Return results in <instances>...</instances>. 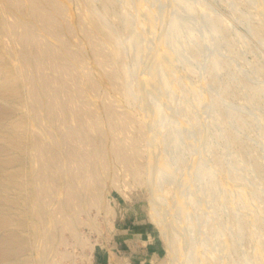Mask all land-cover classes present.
I'll use <instances>...</instances> for the list:
<instances>
[{
    "label": "rangeland",
    "instance_id": "374dc122",
    "mask_svg": "<svg viewBox=\"0 0 264 264\" xmlns=\"http://www.w3.org/2000/svg\"><path fill=\"white\" fill-rule=\"evenodd\" d=\"M48 1L0 11L11 69L48 84L12 115L32 262L264 264V0Z\"/></svg>",
    "mask_w": 264,
    "mask_h": 264
},
{
    "label": "bare ground",
    "instance_id": "6f19581e",
    "mask_svg": "<svg viewBox=\"0 0 264 264\" xmlns=\"http://www.w3.org/2000/svg\"><path fill=\"white\" fill-rule=\"evenodd\" d=\"M19 1L20 0H7V4H4V7L2 9H0V11H2L3 15L6 12L7 13L10 12L11 6L14 5V3L17 4V2H19ZM21 1H22V3L21 2L20 3L22 5H24L26 0H21ZM27 1H29V0H27ZM48 2H50V1H48ZM16 6L17 5H15V7ZM25 9H26V7H24L23 10H25ZM33 9H34V6H33ZM57 11H59V9ZM51 12H52V10H51ZM53 16H55V15H53ZM50 20H45V21L50 22ZM0 23H1V21H0ZM4 26H5V24H4ZM10 26L11 25L8 26L6 24V28L4 29V27H3V30H2L1 25H0V264H34L32 262L33 258L31 259V256H30L31 247L28 243V240L26 241L24 239L25 238L24 234L28 233L25 230V228H27L26 223L27 222L29 223L30 215L37 217L34 219L38 222H41L44 218L45 213H44V210L42 208L43 207L42 197L44 194V190H43V187H41V188L39 187L40 189L38 191H36L34 189V191L32 190V193H31V190L29 189V184L31 186L32 182H30L28 180L29 176L27 177V171H26L27 169L25 168L26 162H27V154H28L27 152H28V148H29L28 138L26 136V133H27L26 130H27V124L28 123L25 120V118H22V116H20V117L18 116V118L16 116V118H13L12 115L14 113L13 112L14 107H15V110H18V112L20 111L21 107H25L27 98H30V97L34 98L35 97L34 99H38V100H40V98L43 99L41 97V93L43 92L44 89H46L48 87V84L45 81L41 82V85L33 88L32 93H31V91L29 92L26 90V85L24 83V79H26V78L24 77L23 80L21 81L24 74H22L20 70H19L20 72L15 73L12 70L13 68L11 69L9 50H7L4 53L1 51V49L3 50V48H2L3 47V39L5 37L8 38V37H10L9 35H11V30H9ZM24 26H25V24H24ZM31 37H32V35L28 31L25 32L24 34H22V37H21L22 44H23V42L28 41ZM5 42H6V40H5ZM33 51H34V49H33ZM38 56L39 57H35L36 58L35 62L40 61L41 56L39 54H38ZM11 112H12V114H11ZM15 112L17 113V111H15ZM14 115H15V113H14ZM108 116L110 117V122H111L115 115H114V113L110 112V113H108ZM80 131L78 128L74 132L71 131L72 133L68 136L70 137V139L79 138V137H81ZM69 137H68V139H69ZM115 146H118V144ZM120 147H122V146H120ZM38 149L40 151L41 148L38 147ZM120 149L121 148H119V147H118V150L115 149V151L116 150L118 151V155L120 156V158L124 159L125 161H129L128 159H130V157L128 155H126L124 153V151H122ZM16 150L18 151L17 153H16ZM81 159H82L81 160L82 162L85 161L83 158H81ZM14 163H17V165H14ZM84 165H83V167H84ZM15 166H17V167H15ZM88 169H89V166H88ZM38 179L41 182V184L45 183V181L43 182V180H44L43 176H40ZM32 186H33V183H32ZM67 189H65V190H67ZM92 198H94V197H92ZM90 203H93V202L90 201ZM32 205H35V207H36V209L34 208V211H35L34 213H31V211H29V207ZM61 211H62V209H61ZM47 213H49V212H47ZM57 215H58V213L56 212V216ZM59 215H58V217H59ZM61 221L62 220H60V222ZM66 221L69 222L70 220H66ZM34 223H35V225L37 224L35 221H34ZM59 225H61V223ZM65 225L66 224H64L63 226H65ZM73 229H75V228L73 227ZM16 231H19V234ZM59 231H61V230H59ZM16 233L18 236H16ZM51 235H53V234H51ZM51 238L54 239L53 236H51ZM48 240L46 243H48ZM50 241H51V239H50ZM63 243H66V242H63ZM62 253H64V252H62Z\"/></svg>",
    "mask_w": 264,
    "mask_h": 264
}]
</instances>
